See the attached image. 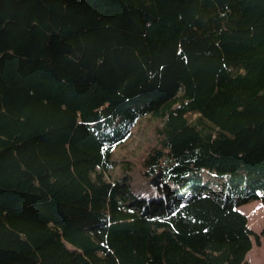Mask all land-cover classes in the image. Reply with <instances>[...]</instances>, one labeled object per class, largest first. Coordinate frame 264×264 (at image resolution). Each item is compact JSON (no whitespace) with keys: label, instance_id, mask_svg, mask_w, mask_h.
Masks as SVG:
<instances>
[{"label":"trees","instance_id":"16d2710c","mask_svg":"<svg viewBox=\"0 0 264 264\" xmlns=\"http://www.w3.org/2000/svg\"><path fill=\"white\" fill-rule=\"evenodd\" d=\"M255 201L264 0H0V264H250Z\"/></svg>","mask_w":264,"mask_h":264},{"label":"rangeland","instance_id":"374dc122","mask_svg":"<svg viewBox=\"0 0 264 264\" xmlns=\"http://www.w3.org/2000/svg\"><path fill=\"white\" fill-rule=\"evenodd\" d=\"M161 125L158 120L145 116L136 123L132 129L131 137L122 145L115 148L113 157L119 162H127L136 171L140 169L143 160L149 150L157 142V128ZM122 164L115 166L106 175V179L113 181L121 176ZM154 178L151 180L153 184ZM156 184V183H155ZM248 218V226L256 233L264 231V215L261 213L263 206L259 201L246 204L239 208ZM253 252V253H252ZM247 260L250 264H264V236L261 246H257L253 240V248Z\"/></svg>","mask_w":264,"mask_h":264},{"label":"water","instance_id":"95a60500","mask_svg":"<svg viewBox=\"0 0 264 264\" xmlns=\"http://www.w3.org/2000/svg\"><path fill=\"white\" fill-rule=\"evenodd\" d=\"M159 181V175L157 177L154 178V180L152 181L153 184L157 183Z\"/></svg>","mask_w":264,"mask_h":264},{"label":"bare ground","instance_id":"6f19581e","mask_svg":"<svg viewBox=\"0 0 264 264\" xmlns=\"http://www.w3.org/2000/svg\"><path fill=\"white\" fill-rule=\"evenodd\" d=\"M261 213L264 215V210H262ZM251 252H252V250L248 253L247 258H248V256H250Z\"/></svg>","mask_w":264,"mask_h":264},{"label":"crops","instance_id":"0c3cea01","mask_svg":"<svg viewBox=\"0 0 264 264\" xmlns=\"http://www.w3.org/2000/svg\"><path fill=\"white\" fill-rule=\"evenodd\" d=\"M240 210V209H239ZM242 213H243V211L242 210H240ZM244 214V213H243Z\"/></svg>","mask_w":264,"mask_h":264}]
</instances>
